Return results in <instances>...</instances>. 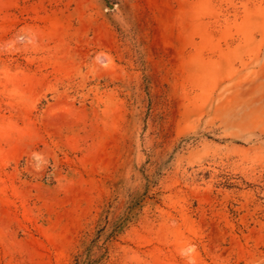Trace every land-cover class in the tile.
<instances>
[{
    "label": "rangeland",
    "instance_id": "374dc122",
    "mask_svg": "<svg viewBox=\"0 0 264 264\" xmlns=\"http://www.w3.org/2000/svg\"><path fill=\"white\" fill-rule=\"evenodd\" d=\"M264 264V0H0V264Z\"/></svg>",
    "mask_w": 264,
    "mask_h": 264
},
{
    "label": "trees",
    "instance_id": "16d2710c",
    "mask_svg": "<svg viewBox=\"0 0 264 264\" xmlns=\"http://www.w3.org/2000/svg\"><path fill=\"white\" fill-rule=\"evenodd\" d=\"M100 259L96 258L93 254L88 253L85 254H79L75 257L73 264H99Z\"/></svg>",
    "mask_w": 264,
    "mask_h": 264
}]
</instances>
